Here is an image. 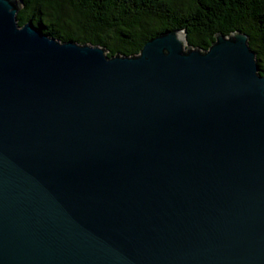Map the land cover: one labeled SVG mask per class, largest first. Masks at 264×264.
<instances>
[{"label": "water", "instance_id": "water-1", "mask_svg": "<svg viewBox=\"0 0 264 264\" xmlns=\"http://www.w3.org/2000/svg\"><path fill=\"white\" fill-rule=\"evenodd\" d=\"M22 6L0 0V264H264L249 35L108 56L20 26Z\"/></svg>", "mask_w": 264, "mask_h": 264}, {"label": "trees", "instance_id": "trees-1", "mask_svg": "<svg viewBox=\"0 0 264 264\" xmlns=\"http://www.w3.org/2000/svg\"><path fill=\"white\" fill-rule=\"evenodd\" d=\"M28 21L62 42L100 45L108 56L135 55L158 34L186 31L191 47L207 50L216 34L240 31L264 75V0H22Z\"/></svg>", "mask_w": 264, "mask_h": 264}, {"label": "bare ground", "instance_id": "bare-ground-1", "mask_svg": "<svg viewBox=\"0 0 264 264\" xmlns=\"http://www.w3.org/2000/svg\"><path fill=\"white\" fill-rule=\"evenodd\" d=\"M181 35H182V37H184V34L183 33H181Z\"/></svg>", "mask_w": 264, "mask_h": 264}]
</instances>
